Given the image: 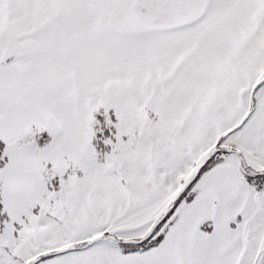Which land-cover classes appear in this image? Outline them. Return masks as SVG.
<instances>
[{
    "label": "snow or ice",
    "instance_id": "snow-or-ice-1",
    "mask_svg": "<svg viewBox=\"0 0 264 264\" xmlns=\"http://www.w3.org/2000/svg\"><path fill=\"white\" fill-rule=\"evenodd\" d=\"M0 264H264V0H0Z\"/></svg>",
    "mask_w": 264,
    "mask_h": 264
}]
</instances>
